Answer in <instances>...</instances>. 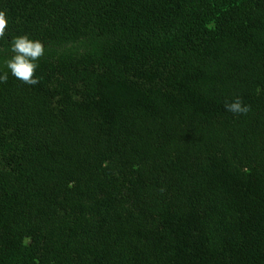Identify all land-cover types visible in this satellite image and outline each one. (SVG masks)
<instances>
[{
  "label": "trees",
  "instance_id": "16d2710c",
  "mask_svg": "<svg viewBox=\"0 0 264 264\" xmlns=\"http://www.w3.org/2000/svg\"><path fill=\"white\" fill-rule=\"evenodd\" d=\"M0 11V264H264V0Z\"/></svg>",
  "mask_w": 264,
  "mask_h": 264
},
{
  "label": "clouds",
  "instance_id": "9594fccd",
  "mask_svg": "<svg viewBox=\"0 0 264 264\" xmlns=\"http://www.w3.org/2000/svg\"><path fill=\"white\" fill-rule=\"evenodd\" d=\"M8 21L6 14L0 11V39L5 37V29ZM10 57L3 61V68H0V84L7 82L9 75L20 82L35 86L39 78L34 76L38 67L36 63L44 55V45L39 40L30 38L27 34L13 36L9 44ZM225 110L233 114H245L248 111L246 105H242L239 98L225 104Z\"/></svg>",
  "mask_w": 264,
  "mask_h": 264
}]
</instances>
